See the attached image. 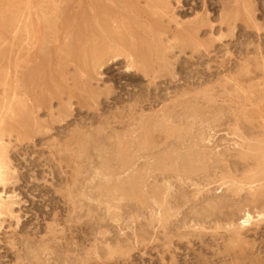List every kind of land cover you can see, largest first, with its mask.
I'll use <instances>...</instances> for the list:
<instances>
[{
    "label": "rangeland",
    "instance_id": "1",
    "mask_svg": "<svg viewBox=\"0 0 264 264\" xmlns=\"http://www.w3.org/2000/svg\"><path fill=\"white\" fill-rule=\"evenodd\" d=\"M0 155V264H264V0H0Z\"/></svg>",
    "mask_w": 264,
    "mask_h": 264
},
{
    "label": "bare ground",
    "instance_id": "2",
    "mask_svg": "<svg viewBox=\"0 0 264 264\" xmlns=\"http://www.w3.org/2000/svg\"><path fill=\"white\" fill-rule=\"evenodd\" d=\"M73 45V44H72ZM121 48V47H120ZM92 63V61H91ZM18 109V108H17ZM19 120V119H18ZM22 122V120H21ZM27 130V129H26ZM25 132V131H24ZM26 133V132H25ZM5 152V150H4ZM1 156V155H0ZM3 156V155H2ZM4 158V157H3ZM2 161V160H1ZM0 161V181L1 179H3V175H4V163H5V160H4V163ZM8 162V161H6ZM193 164V163H192ZM9 167V166H8ZM6 168V167H5ZM199 168V167H198ZM258 168V167H257ZM262 177V176H261ZM4 180V179H3ZM237 181V180H236ZM107 182V181H106ZM261 182V181H260ZM242 188V187H241ZM257 193V192H256ZM5 199V198H4ZM3 199V197L0 195V213L2 212V209L6 208L8 206V202L6 203L5 200ZM260 201V200H259ZM11 204V202H9ZM13 204V203H12ZM9 207V206H8ZM10 207H12L10 205ZM8 209V208H7ZM261 210V209H260ZM259 215V214H258ZM260 217L261 218H264V213L263 214H260ZM253 215L251 213H247V217L245 218V220L243 221V224L244 225H249L251 224V221L253 220Z\"/></svg>",
    "mask_w": 264,
    "mask_h": 264
}]
</instances>
